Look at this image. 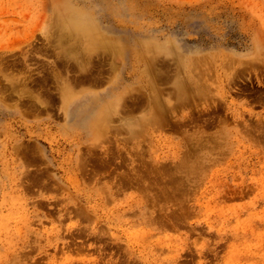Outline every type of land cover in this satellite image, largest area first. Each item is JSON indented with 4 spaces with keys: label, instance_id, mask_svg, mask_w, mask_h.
Returning <instances> with one entry per match:
<instances>
[{
    "label": "rangeland",
    "instance_id": "1",
    "mask_svg": "<svg viewBox=\"0 0 264 264\" xmlns=\"http://www.w3.org/2000/svg\"><path fill=\"white\" fill-rule=\"evenodd\" d=\"M0 264H264V0H0Z\"/></svg>",
    "mask_w": 264,
    "mask_h": 264
},
{
    "label": "bare ground",
    "instance_id": "2",
    "mask_svg": "<svg viewBox=\"0 0 264 264\" xmlns=\"http://www.w3.org/2000/svg\"><path fill=\"white\" fill-rule=\"evenodd\" d=\"M253 62V61H252ZM236 73V72H235ZM163 79V78H162ZM160 80V79H159ZM183 93V92H182ZM187 96H188V94H187ZM181 97V96H180ZM185 104V103H184ZM89 105H91V104H89ZM160 114H161V112H160ZM162 117V116H161ZM164 117V116H163ZM163 117L161 118V119H163ZM161 119H159V120H161ZM207 124V123H206ZM139 168V167H138ZM172 173H173V171H172ZM172 175V174H171ZM171 179V178H170ZM173 180V179H172ZM172 182H174V181H172ZM180 190V189H179Z\"/></svg>",
    "mask_w": 264,
    "mask_h": 264
}]
</instances>
